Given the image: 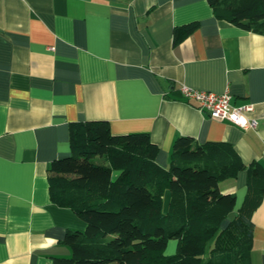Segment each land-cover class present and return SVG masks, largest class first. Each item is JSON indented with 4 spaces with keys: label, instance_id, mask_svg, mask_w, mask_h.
<instances>
[{
    "label": "crops",
    "instance_id": "0c3cea01",
    "mask_svg": "<svg viewBox=\"0 0 264 264\" xmlns=\"http://www.w3.org/2000/svg\"><path fill=\"white\" fill-rule=\"evenodd\" d=\"M182 86L251 104L256 129L210 118ZM86 121L148 133L162 168L180 137L226 142L245 166H264V35L215 18L206 0H0V264L71 256L60 242L86 224L51 203L47 168L71 155L70 126ZM219 190L236 212L246 172ZM251 221L250 261L264 264V195Z\"/></svg>",
    "mask_w": 264,
    "mask_h": 264
},
{
    "label": "trees",
    "instance_id": "16d2710c",
    "mask_svg": "<svg viewBox=\"0 0 264 264\" xmlns=\"http://www.w3.org/2000/svg\"><path fill=\"white\" fill-rule=\"evenodd\" d=\"M213 15L264 35V0H206ZM198 23L174 30V42ZM71 155L48 168L51 203L85 222L61 244L69 258L52 264H252V215L264 195V166H245L226 142L177 138L167 168L148 133L113 135L106 121L70 126ZM246 172V193L235 212L234 194L219 184ZM168 191L167 211H162ZM170 240L173 255L164 254Z\"/></svg>",
    "mask_w": 264,
    "mask_h": 264
},
{
    "label": "built area",
    "instance_id": "2783aa9c",
    "mask_svg": "<svg viewBox=\"0 0 264 264\" xmlns=\"http://www.w3.org/2000/svg\"><path fill=\"white\" fill-rule=\"evenodd\" d=\"M180 92L187 102L194 103L199 111L212 119L228 122L242 130H255L257 127V120L247 117L253 112V106H233L228 92L215 94L186 86H182Z\"/></svg>",
    "mask_w": 264,
    "mask_h": 264
},
{
    "label": "rangeland",
    "instance_id": "374dc122",
    "mask_svg": "<svg viewBox=\"0 0 264 264\" xmlns=\"http://www.w3.org/2000/svg\"><path fill=\"white\" fill-rule=\"evenodd\" d=\"M168 200H169V193L168 191H166L163 195V206H162V211L163 212H166L167 211V205H168ZM171 244H176V241L174 240H170L167 244V247H166V250L164 252V254L166 256H170V255H173L175 253V250H176V245H175V249L174 251L170 252L169 248H170V245Z\"/></svg>",
    "mask_w": 264,
    "mask_h": 264
}]
</instances>
